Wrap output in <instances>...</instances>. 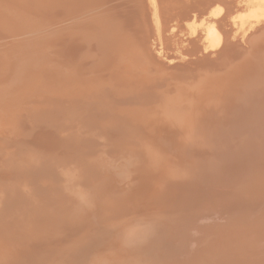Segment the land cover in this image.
Returning <instances> with one entry per match:
<instances>
[{
	"label": "bare ground",
	"instance_id": "6f19581e",
	"mask_svg": "<svg viewBox=\"0 0 264 264\" xmlns=\"http://www.w3.org/2000/svg\"><path fill=\"white\" fill-rule=\"evenodd\" d=\"M107 1L92 0L95 18L83 27L68 22L71 27L65 25L68 0H0V38L9 37L0 43V264H88L86 249L108 241L114 230L128 255L146 258L140 264H264V224L240 230L125 214L148 206L149 198V205L170 210L209 207L219 221L258 214L264 202V0L254 6L131 0L130 16L147 21L137 30L125 18L113 22L116 4L109 11ZM222 13L235 28L251 23V32L236 39L230 33L226 41ZM53 14L62 27H50ZM168 19L188 36L200 33L198 53L169 49L178 42L166 45ZM88 32L96 48L78 37L86 45L81 57L65 59L64 43ZM193 39L187 43L197 50ZM8 102L18 106L10 110ZM123 211L128 224L115 226ZM80 239L87 240L81 249ZM198 239L208 245L198 242L199 250Z\"/></svg>",
	"mask_w": 264,
	"mask_h": 264
},
{
	"label": "rangeland",
	"instance_id": "374dc122",
	"mask_svg": "<svg viewBox=\"0 0 264 264\" xmlns=\"http://www.w3.org/2000/svg\"><path fill=\"white\" fill-rule=\"evenodd\" d=\"M76 3H75V2ZM107 0H105V2H106ZM113 0H109V1H107V3H106V5H107V8H108V10L110 11L112 8H110V6L111 7H113L112 6V4H116L114 7H113V9H112V11H111V15H113V14H115V17L116 18H118V19H115V18H113V22H116V20H118V21H121L122 19H124V20H126V22H129L130 21V24L129 23H127L128 25L127 26H130L131 24V26H132V28L131 29H133L134 30V28H135V30H137V27H143V28H145L144 27V25H146L145 23L147 22V21H145L141 16H138V15H136V14H134V15H136V17L138 18H136V17H131V16H134V15H131L130 16V14H129V11H128V8L129 7H131L132 5H130V3H131V0H119L120 1V4H121V2H122V4L120 5V6H118L119 5V1L118 0H115L114 2H112ZM181 1L183 2H185V0H166V2L168 3H171V4H177V3H181ZM188 1L189 0H186V3L188 4ZM245 1V2H244ZM235 0V2H239L238 3V5H241V3L245 6L246 4H250V5H248V6H254V5H263L262 3V0ZM250 1H252L251 3H253V4H251L250 3ZM255 1V2H254ZM88 2H89V4H88ZM104 2V3H105ZM191 2V1H190ZM17 3V2H16ZM84 3H86V2H84ZM112 3V4H111ZM125 3L127 4L126 6H125ZM254 3H256V4H254ZM71 4V7L69 6V12H70V10H72L70 13H69V15H70V18H69V21H66L65 23V25H67V26H73V25H78L79 23H81V24H79L78 26H80V27H83V26H87L88 25V23H89V19H88V17L90 16H93V15H96L97 13H98V9H96L97 7V4L95 5L94 3H92V0H88L87 1V4H86V6L87 5H89V6H87L88 8L86 9V6H85V4L84 5H82L81 3H79V0H68V5H70ZM77 4L79 5V6H81V7H83L82 9H81V7H80V9L82 10L81 12L82 13H80V10H79V6H77ZM81 4V5H80ZM129 4V5H128ZM234 4H236V3H234ZM110 5V6H109ZM178 5H180V4H178ZM76 7L79 11H77V9L76 8H74V7ZM117 6L120 8L119 10H118V8H117ZM122 6H124V7H122ZM231 6H232V8L234 9V7L233 6H235V5H233V3H231ZM96 7V8H95ZM127 8V9H122V8ZM70 8H72V9H70ZM96 9V10H92V9ZM117 8V9H116ZM76 9V11H77V13L74 11ZM123 11H122V10ZM115 10V11H114ZM126 10V12H124ZM99 11H100V9H99ZM120 12V16L118 15V12ZM128 11V12H127ZM89 12V13H88ZM112 12H113V14H112ZM116 12H117V15H116ZM76 14L77 16L76 17H74L75 15L74 14ZM85 13V14H84ZM92 13H94V14H92ZM96 13V14H95ZM124 13H125V15H126V17H124L125 15H124ZM126 13H128V14H126ZM82 14V15H81ZM89 14H92V15H89ZM123 14V15H122ZM172 14H174L173 12H172ZM72 15V16H71ZM74 15V16H73ZM87 17H86V16ZM51 16V15H50ZM55 16V17H54ZM57 15L55 14H53V16H52V18L50 17L49 19V21L48 22H50L51 24H52V22H53V24L52 25H50V27L51 26H54L53 28H56V27H62L63 25L61 24V22L59 21L60 19H58V18H60L59 16H57ZM84 16V17H83ZM123 16V17H122ZM128 16H130L131 17V19H133V20H131L130 19V17H129V19L130 20H128ZM173 16V15H172ZM78 17V18H77ZM80 17V18H79ZM94 17V16H93ZM225 17V14H223L222 13V15L220 16V25H222L221 26V28H223L224 30V33L225 32H228V33H225L226 34V41L227 40H229V41H231L230 39H232V38H234V39H236L235 37H238L239 35L241 36V35H248V33L249 32H251V23H249V22H243V23H245V25L244 24H242V25H244V26H242V25H237L236 26V28L234 27V26H232V23L231 22H233V20L231 19L230 20V18H224ZM31 18H33V17H31ZM77 18V19H76ZM81 18H82V20H81ZM95 18V17H94ZM127 18V19H126ZM135 18H136V20H138L137 22H135ZM142 18V19H141ZM60 22V24H58L59 22L57 21V20ZM75 19H76V21H75ZM78 19H80V20H78ZM85 19V20H84ZM90 19H92V18H90ZM72 20V21H71ZM128 20V21H127ZM143 20L145 21V22H143ZM170 19H168L167 20V23L169 24L167 27H170L171 25H172V23H171V21H169ZM74 21V22H73ZM79 21V22H78ZM82 21V22H81ZM86 21V22H85ZM87 21H88V23H87ZM132 21V22H131ZM55 22V23H54ZM57 22V23H56ZM68 22H73V25L71 24V23H68ZM78 22V23H77ZM139 22V23H138ZM69 25H68V24ZM76 23V24H75ZM83 23V24H82ZM87 23V24H86ZM135 23V25L133 26V24ZM197 23V22H196ZM249 23V24H248ZM46 24H48V23H46ZM141 24V25H140ZM59 25V26H58ZM197 25H199V23L198 24H196V26ZM248 25V26H247ZM254 26H257V25H254ZM74 27H77V26H74ZM240 27H241V29H240ZM246 27V28H245ZM197 29H198V26L196 27ZM232 28H234V31L232 30ZM76 29V28H75ZM127 29V28H126ZM244 29V30H243ZM250 29V30H249ZM91 30H93V29H90V33H91ZM130 30V29H129ZM143 30V29H142ZM192 30V28L190 27V29H189V32ZM94 31V30H93ZM143 31H146L145 29L143 30ZM182 30H181V28L180 27H170V30L168 31V33H167V35L169 34V36H172L171 37V40H169V41H167V44L166 45H168V44H170L171 42H178V43H176L175 45L174 44H172V46L170 45L169 46V49H173V50H180V51H182V52H185V51H190V52H196V53H198V51L199 50H201V49H199L201 46V42H199V40H198V35L200 34H198V35H196L195 37H192V36H188L187 34H184V33H182L181 32ZM238 31V32H237ZM246 31V32H245ZM88 32V35L86 36L85 34L84 35H81V34H74L72 37H71V40L70 41H75V42H72L73 43V45H70L71 44V42L69 41V43H67L66 42V44L64 43V46H63V48H64V51L62 50V46L61 45H59V47L58 48H61L60 50H62L61 52L62 53H66L67 55V57L65 58V59H67L68 60V58H79V57H81V51L83 52V50H81L80 49V45H82V43H81V41L80 40H78L79 38H85V39H87L88 40V42L90 43L89 44V47H88V49H90L92 46H94L95 47V45H98L94 40H93V35H94V33L92 32V34H91V38L92 39H89V35H90V33ZM122 32V31H121ZM200 32V31H199ZM179 33H181V34H179ZM232 34V38H231V34ZM240 33H242V34H240ZM122 34V33H121ZM239 34V35H238ZM0 35L2 36H5V34L4 33H0ZM82 37H81V36ZM182 35H185V36H182ZM190 35V34H189ZM7 36V35H6ZM89 36V37H88ZM129 36L130 37H134L135 35H133L132 36V34L130 33L129 34ZM179 36H180V38H181V40H180V38H179ZM182 36V37H181ZM233 36H235V37H233ZM8 37V36H7ZM7 37H5V38H7ZM64 37V36H63ZM79 37V38H78ZM152 37V36H151ZM229 37V38H228ZM5 38H0V43H1V41L2 40H5ZM9 38V37H8ZM66 38V37H65ZM78 38V39H77ZM183 38V39H182ZM187 38V39H186ZM189 38H194L193 40H194V46L197 48V50L196 49H192V47H191V45H188V43H187V40H189ZM259 38H261V37H258V39ZM2 39V40H1ZM73 39V40H72ZM95 39V38H94ZM178 41H177V40ZM251 39H254V38H251ZM5 41H7V40H5ZM79 41H80V43H79ZM94 41V42H93ZM179 41H181V42H179ZM184 41V43L183 44H181L182 42ZM78 42V43H77ZM92 42V43H91ZM152 42H154V40H153V38H152ZM74 43H76L77 45H75ZM96 43V44H95ZM67 44H68V46H72V47H68L67 46ZM84 44V46H82V48L84 47V48H86V45H85V43H83ZM190 44V43H189ZM0 45H2V44H0ZM183 45H185V47L183 46ZM188 45V46H187ZM3 46V45H2ZM61 46V47H60ZM66 46H67V48H66ZM76 46H78V47H75ZM91 46V47H90ZM163 46H164V43H163ZM162 47V46H161ZM83 48V49H84ZM96 48V47H95ZM69 49H71V53H70V50ZM75 49V50H74ZM79 49V50H78ZM94 51V50H93ZM91 52L92 53V55L94 54V52L95 53H97L98 54V50H96L95 49V51L94 52ZM234 51V50H233ZM232 51V52H233ZM60 52V53H61ZM87 52H89V51H87ZM231 52V53H232ZM243 51H238V50H236V51H234L233 52V54L234 55H238L239 53H242ZM77 53V54H76ZM79 53H81V54H79ZM236 53V54H235ZM54 56H56L57 58L59 57L58 56V54L59 53H52ZM222 54H224V53H222ZM70 55V56H69ZM77 57H76V56ZM88 53L86 54V56L88 57ZM74 56V57H73ZM91 56V55H90ZM93 56H95V54L93 55ZM198 56V55H197ZM206 58V57H205ZM74 59H72V60H74ZM219 59H222V57L221 58H219ZM86 60H88V59H86ZM204 60H206V61H209L207 58L206 59H204ZM217 61V60H216ZM85 63H87V61H84ZM109 69H110V67H107V69H106V71L108 72L109 71ZM101 73V72H100ZM100 73H98V72H96V75L93 73V75H95V77H99V75H101ZM99 74V75H98ZM110 75H112V74H110ZM94 77V76H93ZM110 78V77H109ZM108 78V79H109ZM110 81H111V78H110ZM62 85H63V83H61ZM30 99V98H29ZM11 104L12 105H14V106H11ZM10 105V106H9ZM6 108H8V109H10V110H12V109H15L18 105L16 104H14V103H12V102H8V103H5V105H4ZM240 182H238V184H239ZM200 189V188H199ZM214 191H217V189L216 190H214ZM148 201H146L145 203H146V205H148V206H143V207H141V208H139V209H137L136 211H128L127 213H125V214H130V215H132V217H134V218H137V217H139L140 216V218L141 219H143L144 217H150V219H151V217H155V218H153V222H170V221H182V220H188V219H191V220H193V221H198V220H200V221H204V222H206V224H208V225H212L213 223H217V222H222V223H226V224H223V225H221L222 227H227L228 225H233V226H231V227H233L234 229H242V228H245V227H247V226H249V227H252V226H254V225H260V224H264V209H263V207L264 206H262V205H264V202H262V204H261V206L259 207V209L260 210H258V214L256 215V217H251L252 216V213L250 214L249 212H247V217L244 219L243 218V215H241V214H237L238 216H239V218H236V214L234 213V212H232L230 215L233 217H235L236 219H229L228 221H219L218 219H214L213 218V213H212V211H211V209L209 208V207H207L206 208V210L204 209L205 207H199V208H190V210L191 211H189V210H186V208H184V206H182V207H178V208H175V209H167L166 207H161V206H164V204H162L161 206H159V207H154V206H151V205H149L150 204V200H152V199H147ZM168 206V205H167ZM159 208H161V209H159ZM163 208V209H162ZM205 210V212H202V210ZM256 209V208H255ZM120 212H122V211H120ZM119 212V213H120ZM124 212L125 211H123V215H121V213L119 214V218L116 220L117 221V223H113V224H115V226H123V225H126V223H127V221L126 220H123V218H124ZM144 212V213H143ZM161 212H163L165 215H164V217H162V216H160V217H158V215L157 216H155V215H153V213H161ZM189 212H191V213H189ZM198 212V213H197ZM176 213V214H175ZM195 213H197V214H195ZM260 213V214H259ZM185 214H188V215H185ZM137 215V216H136ZM230 216V217H231ZM263 216V217H262ZM140 219V220H141ZM110 220V219H109ZM119 221V222H118ZM124 221V222H123ZM144 221V220H143ZM143 221H138V223H134V224H138V225H140V224H142V223H140V222H143ZM128 224V223H127ZM134 224H131V226L132 225H134ZM105 225V224H104ZM112 224L111 223H107L106 225H105V228L106 229H103L104 231H107V233L109 234V230H110V226H111ZM160 225H163V224H159V226ZM110 227V228H109ZM114 227V226H113ZM230 227V228H231ZM107 228H109V229H107ZM111 230H114L113 228L111 229ZM113 232V235L112 236H110L109 238H107L108 239V241H106V240H104V241H101V242H103L101 245H104V246H101V245H97L96 247H94L91 251H89V250H87L86 249V255H88V256H86V257H88V258H85V259H87V260H85V261H87L86 263H88V264H133L134 262H135V264L136 263H138V264H140V263H142L143 262V259H146L145 257H142V256H139V255H128L127 254V252L123 249V248H120L119 247V245L117 244V241H116V237H115V233H116V230H114V231H112ZM117 236V235H116ZM204 238V237H203ZM113 239V241H111ZM71 240V239H70ZM69 241V240H68ZM80 241V243H79V249H81L82 247H83V245H85L86 244V242H87V240H82V239H80L79 240ZM67 242V241H66ZM65 242V243H66ZM100 242V243H101ZM198 242H201V244H206V245H208V242H206V241H201V240H196V241H194V244L195 245H199V250H200V246H201V244H199ZM99 243V244H100ZM174 244V243H173ZM3 246H4V248L5 249H7L8 248V246H9V243H8V241H5V242H3ZM1 248V247H0ZM117 248H119V249H117ZM1 250V249H0ZM116 250H120L119 252H115ZM181 250H183V248H181L180 250H178V252L180 251L181 252ZM201 251H203L202 249H201ZM200 251V252H201ZM263 251H264V249H263ZM53 253H56V252H53ZM262 253H264V252H262ZM164 253H161L160 255H158V256H162ZM178 254V253H177ZM178 256H179V254H178ZM177 255H176V257H178ZM48 257V256H47ZM52 257L50 256V259H51ZM119 259V261L118 262H114L115 260H118ZM124 259H126L128 262H126V261H124ZM141 259V260H140ZM138 260H140V261H138ZM110 262V263H108V262ZM30 263V262H29ZM28 263V264H29ZM41 264H47V262L46 263H44V262H42ZM49 264V263H48Z\"/></svg>",
	"mask_w": 264,
	"mask_h": 264
}]
</instances>
